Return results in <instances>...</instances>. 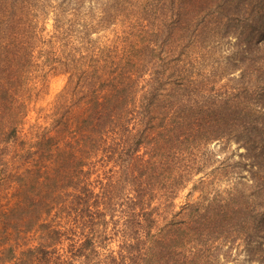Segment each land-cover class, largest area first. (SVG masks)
<instances>
[{
	"label": "trees",
	"instance_id": "1",
	"mask_svg": "<svg viewBox=\"0 0 264 264\" xmlns=\"http://www.w3.org/2000/svg\"><path fill=\"white\" fill-rule=\"evenodd\" d=\"M38 70L63 104L22 137ZM231 262L264 264V0H0V264Z\"/></svg>",
	"mask_w": 264,
	"mask_h": 264
},
{
	"label": "rangeland",
	"instance_id": "2",
	"mask_svg": "<svg viewBox=\"0 0 264 264\" xmlns=\"http://www.w3.org/2000/svg\"><path fill=\"white\" fill-rule=\"evenodd\" d=\"M46 17V20H41L43 23H39V27H41V36L43 38L45 36L48 38L52 33L54 23L53 11H50ZM91 38L93 39V44L95 46H108L114 57L122 55L121 52L123 51V46L126 43L137 40L135 35H131V37H129L126 34V29L122 24H118L110 29L108 28L102 31L94 32L92 33ZM67 81L68 74H63L60 71L54 70H49L46 73L44 70H38L32 77H30L27 85L22 90V93L26 96L27 100V108H25V111L24 109L22 110V112H24L20 125V134L23 135L22 137L31 136L33 132L38 131L39 127L49 128L50 122L53 121V115L58 114L57 108L63 104V101L58 103V99L64 90ZM74 109L76 110L75 107ZM70 125L71 130H73L74 122ZM61 134L65 133L63 132ZM66 134L72 133L67 132ZM220 145V142H212L208 146V150L212 152L213 162L206 168L204 167L203 172L210 173L211 168L219 166V162L225 157ZM236 147V144H231L229 153H232L231 149L238 150ZM220 168L222 169V167ZM191 185L192 184H190L188 188L179 191L175 199L177 208L179 205L185 203L186 200L195 199L199 195V192L195 191L188 196ZM236 244L237 245L235 246L239 245V250H242V244H238V242H236ZM240 260L243 261V253L240 255ZM227 264L233 263L231 262Z\"/></svg>",
	"mask_w": 264,
	"mask_h": 264
}]
</instances>
